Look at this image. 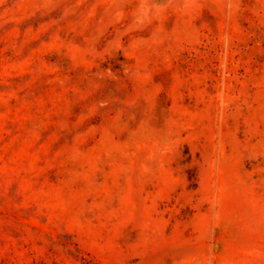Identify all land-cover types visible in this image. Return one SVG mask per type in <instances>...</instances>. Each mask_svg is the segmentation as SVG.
<instances>
[{"label": "rangeland", "instance_id": "rangeland-1", "mask_svg": "<svg viewBox=\"0 0 264 264\" xmlns=\"http://www.w3.org/2000/svg\"><path fill=\"white\" fill-rule=\"evenodd\" d=\"M0 264H264V0H0Z\"/></svg>", "mask_w": 264, "mask_h": 264}]
</instances>
